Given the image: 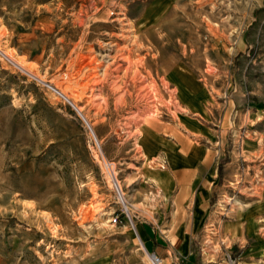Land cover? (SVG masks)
Instances as JSON below:
<instances>
[{
    "label": "rangeland",
    "instance_id": "374dc122",
    "mask_svg": "<svg viewBox=\"0 0 264 264\" xmlns=\"http://www.w3.org/2000/svg\"><path fill=\"white\" fill-rule=\"evenodd\" d=\"M235 89L264 103V0H0V264H151L137 231L164 211L139 134ZM263 152L237 171L257 179ZM106 164L131 224L110 222Z\"/></svg>",
    "mask_w": 264,
    "mask_h": 264
},
{
    "label": "crops",
    "instance_id": "0c3cea01",
    "mask_svg": "<svg viewBox=\"0 0 264 264\" xmlns=\"http://www.w3.org/2000/svg\"><path fill=\"white\" fill-rule=\"evenodd\" d=\"M204 99L186 106L198 120L185 115L175 125L150 122L139 134L145 162L159 163L149 178L164 211L160 228L139 226L143 253L160 264H228L235 257L233 264H264V167H250L257 179L237 171L239 161L258 163L264 151V103H248L236 89L228 101ZM211 108L215 119L207 114ZM210 120L214 130L201 123ZM240 129L245 138L237 146ZM236 179L240 191L226 194Z\"/></svg>",
    "mask_w": 264,
    "mask_h": 264
},
{
    "label": "built area",
    "instance_id": "2783aa9c",
    "mask_svg": "<svg viewBox=\"0 0 264 264\" xmlns=\"http://www.w3.org/2000/svg\"><path fill=\"white\" fill-rule=\"evenodd\" d=\"M45 87L47 89L51 90L52 92L60 95L58 90H56L52 85L45 84ZM86 126H87V124H86ZM87 128H88V126H87ZM88 130L90 131L89 128H88ZM94 147L98 148V145H97L95 140H94ZM105 176H106L110 191L113 195L115 205H116V209H117V214L111 218L110 222L113 225L118 224L120 222H125V223L131 224L129 214H128L127 197L120 187L116 173L113 171V168L110 167L109 164L105 165ZM150 258H151V264H158L159 259L157 257L150 255ZM235 261H237V257H235L232 260L228 258V264H233V262H235Z\"/></svg>",
    "mask_w": 264,
    "mask_h": 264
},
{
    "label": "bare ground",
    "instance_id": "6f19581e",
    "mask_svg": "<svg viewBox=\"0 0 264 264\" xmlns=\"http://www.w3.org/2000/svg\"><path fill=\"white\" fill-rule=\"evenodd\" d=\"M124 58V57H123ZM127 58V57H126ZM125 59V58H124ZM128 59V58H127ZM129 68V67H128ZM140 82V81H139ZM135 83V82H134ZM59 94H60V96H61V93L59 92ZM63 96H65V98H67L66 97V95L64 94ZM123 96V95H122ZM68 99V98H67ZM73 105V104H72ZM73 107L80 113V111L75 107V105H73ZM81 114V113H80ZM82 115V114H81ZM83 117V116H82ZM149 260H150V262H151V258H150V256H149ZM158 264H159V262H158Z\"/></svg>",
    "mask_w": 264,
    "mask_h": 264
}]
</instances>
